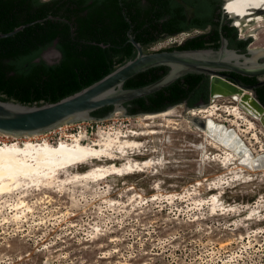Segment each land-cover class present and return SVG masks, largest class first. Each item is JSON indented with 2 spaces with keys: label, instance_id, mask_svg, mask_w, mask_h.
<instances>
[{
  "label": "rangeland",
  "instance_id": "374dc122",
  "mask_svg": "<svg viewBox=\"0 0 264 264\" xmlns=\"http://www.w3.org/2000/svg\"><path fill=\"white\" fill-rule=\"evenodd\" d=\"M241 32L245 38L251 33ZM258 36L253 45L261 49L264 27ZM164 48L159 43L146 51ZM44 53L56 60L51 48ZM198 107L179 104L172 108V123L156 120L164 126L152 128L162 132L147 137L149 151L136 158L161 161L159 169L48 191V202L37 203L24 222L4 223L0 215V264H264V168L222 165L225 153L207 145L200 125L188 118ZM143 116L118 111L53 129L46 137L56 143L65 133L84 131L89 143L100 131L140 128L135 125ZM6 141L11 139L0 136ZM215 194L220 200L213 207ZM38 196L43 194L29 199Z\"/></svg>",
  "mask_w": 264,
  "mask_h": 264
},
{
  "label": "bare ground",
  "instance_id": "6f19581e",
  "mask_svg": "<svg viewBox=\"0 0 264 264\" xmlns=\"http://www.w3.org/2000/svg\"><path fill=\"white\" fill-rule=\"evenodd\" d=\"M225 8L227 13L235 18L236 26H240L242 31L250 28L249 35L254 37L255 41L258 40V32L264 27V0H226ZM261 53V49L254 50V57L257 58ZM174 114V109L146 114L139 118L135 125L140 128L100 131L89 143L85 142L88 136L84 131L65 133L56 143L46 137V132H0V136L11 139L0 142V215L4 223L10 222V219L17 223L27 221L29 216L36 212L35 205L50 197L48 191L62 192L70 183L74 186L84 185V181L96 184L109 176L126 177L145 172L147 169H159L161 161H155L151 157H136L145 156L149 151L146 148L147 137L162 132L152 128L164 126L161 121L157 123L156 120L159 118L172 123L170 120ZM262 116V112L250 101H243L238 93L218 96L210 105L191 109L188 114L192 126L200 125L207 145L225 153L220 161L222 165H242L253 170L264 168ZM194 117L203 119L204 125ZM71 124L73 123L65 122L55 130ZM169 125L171 124L167 126ZM41 136L43 139L39 140ZM19 139L24 142L21 143ZM258 143L261 144L262 151L259 153L254 149V145ZM233 161L236 162L232 163ZM82 164L88 165V168L84 171H74L75 166ZM198 183L202 185L201 182ZM159 185L156 184L153 188ZM39 193L43 196H38L36 201L31 202V195ZM219 200V196L215 194L209 202L216 207ZM8 208H11V211L7 215L5 210L8 211ZM246 218L250 219V216Z\"/></svg>",
  "mask_w": 264,
  "mask_h": 264
},
{
  "label": "trees",
  "instance_id": "16d2710c",
  "mask_svg": "<svg viewBox=\"0 0 264 264\" xmlns=\"http://www.w3.org/2000/svg\"><path fill=\"white\" fill-rule=\"evenodd\" d=\"M85 2L0 0V32H11L20 25L46 18L15 35L0 38L1 100L31 105L57 102L100 80L136 56V47L129 41L127 34L104 36V0H94L86 6ZM56 3L61 5L56 7ZM114 3L115 0H110L108 9L117 8ZM87 9L89 11L86 14ZM112 20L115 27L120 24L118 15ZM128 27L125 23L124 29ZM233 29L237 36L236 28ZM56 41L62 58L49 64L42 58V54ZM247 42L242 39L238 43L246 45ZM37 58H41L40 61H35ZM168 71L167 66L150 68L128 79L124 87L148 85L162 78ZM203 77V74H187L154 93L134 99L127 103L129 113L160 111L156 109H160L166 101H182L190 91L197 90L199 84L206 91L205 100L208 101V87L204 88V84L200 83ZM258 98L264 104V93L260 90ZM112 109L113 106H106L94 111L92 115L104 117Z\"/></svg>",
  "mask_w": 264,
  "mask_h": 264
},
{
  "label": "water",
  "instance_id": "95a60500",
  "mask_svg": "<svg viewBox=\"0 0 264 264\" xmlns=\"http://www.w3.org/2000/svg\"><path fill=\"white\" fill-rule=\"evenodd\" d=\"M52 17V16H48ZM39 19L34 22L20 25L11 32H0V38L10 37L26 27L42 22ZM130 41L136 47V56L119 65L115 70L81 89L80 91L64 97L53 103L24 104L14 100L4 101L0 99V132L12 134H26L36 132H48L60 125L67 123L99 120L113 115L116 111L129 113L130 101L154 93L177 79L187 74H203L209 79V99L200 106H208L218 96H230L238 93L243 101H250L263 113L261 123L264 125V104L257 95L256 88L264 84V79L255 85H247L238 79H233L227 73L235 71L247 76H261L264 78V54L257 58L247 54L237 53L228 47V40L223 38L220 49H161L147 52L140 43L130 36ZM57 41L50 48L56 55V60L50 61L47 54L42 58L49 64L59 61L62 52L56 47ZM103 46H106L102 44ZM264 52V48H261ZM254 54V51L252 52ZM37 58L35 61H40ZM167 66L169 71L157 81L137 88H125V82L138 73L150 68ZM106 106L113 109L104 117H95L92 113ZM176 105L169 106L160 111L139 112L137 114H157L172 109ZM199 106V105H198ZM188 107V106H187ZM202 126L204 120L194 117Z\"/></svg>",
  "mask_w": 264,
  "mask_h": 264
},
{
  "label": "flooded vegetation",
  "instance_id": "af4514ba",
  "mask_svg": "<svg viewBox=\"0 0 264 264\" xmlns=\"http://www.w3.org/2000/svg\"><path fill=\"white\" fill-rule=\"evenodd\" d=\"M43 1V0H40ZM94 0H86L84 5H90ZM110 0H104L103 10L104 36L110 35L118 37L127 34L134 37L135 41L147 50L155 47L159 43H165V48L182 47V49H220L223 38L228 40V47L236 50L237 53L253 56L254 50L259 49L253 45L252 37L241 38L233 29L232 21L227 19L222 12V5L226 0H115V7L108 9ZM59 3H56L58 7ZM88 9L85 13H88ZM98 11V10H97ZM119 17L120 24L114 25L113 17ZM128 17H125V16ZM129 27L124 29V24ZM237 30V29H236ZM178 36L182 41L181 44L175 43L170 45V38ZM248 41L246 45L239 44V40ZM132 44L133 42L130 41ZM134 45V44H133ZM198 46V47H196ZM202 46L203 48L199 47ZM178 49V48H176ZM263 50H261L262 52ZM264 54L262 52L260 55ZM259 55V56H260ZM264 61V59H260ZM233 79H238L247 85H255L264 78L261 76H247L235 71L227 72ZM204 76V75H203ZM208 87L209 99V79L204 76L200 82ZM264 93V84L257 87ZM206 91L201 89L200 84L197 90L189 92L187 98L182 101L168 103L167 101L160 109H165L172 105L183 104L188 107L198 106L206 102Z\"/></svg>",
  "mask_w": 264,
  "mask_h": 264
},
{
  "label": "built area",
  "instance_id": "2783aa9c",
  "mask_svg": "<svg viewBox=\"0 0 264 264\" xmlns=\"http://www.w3.org/2000/svg\"><path fill=\"white\" fill-rule=\"evenodd\" d=\"M225 6H226V1H224L223 5H222V12H223V15H224L227 19H229V20L232 21V24H233V25L237 28V30H238V35H239V37H241V38H245V37L243 36L242 32H241V31H242L241 27L235 25V22H236L235 18H232V17L230 16V14L227 13ZM249 37H251V36H249ZM182 41H183V40H181L180 38H178V36H173V37L170 38V45H169V46H172V45L175 44V43L181 44Z\"/></svg>",
  "mask_w": 264,
  "mask_h": 264
},
{
  "label": "clouds",
  "instance_id": "9594fccd",
  "mask_svg": "<svg viewBox=\"0 0 264 264\" xmlns=\"http://www.w3.org/2000/svg\"><path fill=\"white\" fill-rule=\"evenodd\" d=\"M235 27V26H234ZM236 28V27H235ZM237 29V28H236ZM238 31V30H237ZM253 38V37H252Z\"/></svg>",
  "mask_w": 264,
  "mask_h": 264
}]
</instances>
